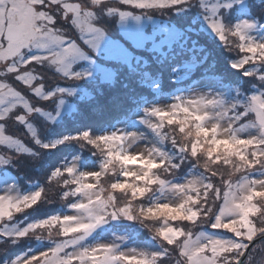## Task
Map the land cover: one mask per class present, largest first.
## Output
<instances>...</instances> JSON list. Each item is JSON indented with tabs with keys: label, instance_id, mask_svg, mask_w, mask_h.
<instances>
[{
	"label": "clouds",
	"instance_id": "1",
	"mask_svg": "<svg viewBox=\"0 0 264 264\" xmlns=\"http://www.w3.org/2000/svg\"><path fill=\"white\" fill-rule=\"evenodd\" d=\"M93 3L94 0H80L82 8ZM65 32L71 36L70 31ZM227 45L226 50L231 53L229 65L234 67L235 62V70L253 77L257 91L246 97L222 99L220 111L204 122L206 128L215 130L212 135L198 134L195 127L172 115L182 102L188 103L183 96L174 103L155 108V113L168 115L146 120L155 139L135 131L127 133L122 145L101 140V134L85 136L81 132L64 136L68 143H75L80 150L95 157L98 167L82 168L75 159L67 163L61 160L55 169L48 170L44 182L34 191L5 192L4 196H10L11 200L0 202L4 206L0 211L7 213L0 222L9 218L13 222L18 215L27 219L25 213L39 206L58 204L63 211L30 221L27 230H21L15 238L0 240V256L19 243L20 238H27L50 244L48 249L53 252H62V264H72L73 257L91 256L98 250L116 257L118 264L126 256L138 257L142 264H193L197 250L202 252L205 247L210 255L212 247L219 249L210 264H238L245 249L248 256L244 257L243 264H264V240L252 243L264 236V115L258 121L251 111L252 99L264 95V45L257 46L262 53L258 60L248 54L251 43L242 45L238 38H229ZM253 65H258L261 71L257 72ZM6 70L7 64L0 63V72ZM33 70L34 66L28 69ZM241 106L244 111L240 110ZM215 139L229 143L218 148L212 143ZM46 141L31 161L45 158L53 147L52 140ZM193 143L197 144L195 152ZM4 155L11 161L19 159L15 154L5 152ZM137 155L145 160H159L153 164L152 180L147 183L143 181L148 174L145 169L125 167L121 158ZM185 164L191 165L192 174L180 178V169ZM228 190L232 196L220 222L237 221L234 227L241 233L239 237L231 229H223L232 233L231 237H220L207 233L205 228L218 222L214 217L223 202V192ZM246 210L248 227L240 223ZM125 221L146 231L158 250L125 247L122 234L113 233L109 240L92 239L101 228ZM200 233L205 235L197 240ZM69 245L71 251H65Z\"/></svg>",
	"mask_w": 264,
	"mask_h": 264
},
{
	"label": "snow or ice",
	"instance_id": "2",
	"mask_svg": "<svg viewBox=\"0 0 264 264\" xmlns=\"http://www.w3.org/2000/svg\"><path fill=\"white\" fill-rule=\"evenodd\" d=\"M8 2L9 0H0V10ZM236 2L242 8L250 7L246 0ZM198 5L189 6L188 0H165L162 5H140L132 3L131 0H119L118 4L111 5L106 0H94L93 5L88 8H82L79 0H37L36 3L29 0L27 4L17 3L18 11L25 17L24 22L10 34H5L0 27V63L7 64V70L0 72V167H6L13 162L4 155L5 152L18 156L16 161L25 157L31 160L32 156L37 155V149L48 143L42 138L35 121L41 116L49 122L53 121L60 114V107L65 105L63 95L75 91L61 87L56 81L61 80L59 77H63L64 81L90 77L92 73L84 68L81 62L94 64L95 57L102 52L106 60L114 63L99 69V80L104 86L102 91L92 89L82 93L80 99L88 105L86 115L99 117L107 111L130 109L137 104L145 87H151L162 76L166 81L168 72H171L177 82L188 80L198 71L212 72L215 64L203 67L208 61L206 53L199 60V53L189 58L188 53L194 49L187 47L188 33L196 32L198 26V35L207 33L215 39L216 35L230 31L224 27V9H231L233 12L239 9L234 7L232 0H221L212 5L211 17L205 15V20L208 21L205 26L200 22V15L202 11L207 10L208 0H198ZM141 6L169 7L175 12L174 20L171 24L163 26L155 24L147 30L142 24V17L133 12L134 8ZM260 6L264 7V0H260ZM33 8L37 11L32 20H29L26 9ZM102 18L116 21L120 26L119 38H112L102 27ZM40 20H43L40 27H36L32 22ZM130 20L134 23L130 24ZM255 26L254 20L243 24L244 28ZM240 27L241 25H236L237 29ZM66 29L71 32L70 37L65 32ZM191 43L195 45L197 41L192 40ZM22 48L26 51L22 52ZM200 52L204 53L205 50L201 48ZM93 53L97 55L94 56ZM33 56L37 59H31ZM36 64L42 72L28 71ZM233 66L235 67V62ZM125 72L131 77L132 86L129 88L128 84H124L117 88ZM45 73L53 74L52 82L46 80ZM205 79L220 82L215 75H206ZM68 109L77 110L72 105H69ZM145 112L148 113L149 110L145 109ZM152 112L155 113L156 109H152ZM83 135H90V131H83ZM51 143L53 147L49 151L57 149L67 141L63 136L52 140ZM4 178L0 176V181ZM9 187L11 189L12 186ZM217 196L220 198L219 192ZM231 196L230 190L223 192V202L218 205V213L214 219L225 214ZM0 199L11 200V197L4 196ZM37 209L38 207L31 212ZM27 227L28 223L14 224L10 218L0 222V240L13 239L21 230L26 231ZM211 228L216 229V223H212ZM204 235L205 233H200L196 239L199 240ZM47 250L33 255L12 256L11 261L8 259V250L0 256V264H42V261L44 264H53V260L59 257H48L45 260L44 254ZM247 256L248 249H245L238 264H243L244 257Z\"/></svg>",
	"mask_w": 264,
	"mask_h": 264
},
{
	"label": "rangeland",
	"instance_id": "3",
	"mask_svg": "<svg viewBox=\"0 0 264 264\" xmlns=\"http://www.w3.org/2000/svg\"><path fill=\"white\" fill-rule=\"evenodd\" d=\"M193 0H188V3H190ZM234 0H232L233 2ZM31 3H36L37 0H30ZM108 4L116 5L119 3V0H106ZM134 4H160L162 5L165 0H131ZM22 3L27 4L29 3V0H9L8 3H6L3 6V9L0 10V27L3 28L5 22H3V18L7 14L16 15L18 14L21 19H25L24 16L20 14L18 11L16 4ZM80 3V0H79ZM256 3V2H254ZM81 5V4H80ZM146 7H139L134 8L133 12L135 14H138L141 16L140 12L141 10L145 9ZM239 9V11L233 12L231 9L230 11L234 14H240L243 13L244 16L240 17L236 21V25H241L240 29L236 30L244 37L249 38V43L252 44V46L263 43L264 42V33L259 31L263 28V23H259L256 18L249 14V12L246 9L248 8H240L239 6L235 7ZM28 19L32 20L33 14L37 11V9H30L27 10ZM153 14L156 16H161L163 19H170L174 20L175 12L173 9L169 7H163L158 6L157 11H153ZM142 17V16H141ZM256 22V26L253 28H244L243 24L244 22ZM35 23L36 27H40V24L43 23V20L40 21H32ZM130 24L134 23V21H129ZM145 19L142 17V24L144 25ZM101 25L102 27L111 34L112 38H119L121 35L120 30L118 29V24L116 21H114L111 18H102L101 19ZM207 26V25H206ZM120 27V26H119ZM210 30V29H209ZM258 38V39H256ZM22 52L26 51L25 48L21 49ZM103 54V52L101 53ZM101 54L95 57V63L90 64L87 61H82L81 65L89 70L91 73L96 71L98 65L100 62L107 65H112L114 62L106 60L104 55L101 57ZM93 55H97L93 53ZM31 59L35 60L37 59L36 56L31 57ZM34 66V70L37 72H42L43 70L40 69L39 65H32ZM46 80L49 82L53 81V74L52 73H45ZM85 81H88V79H85ZM60 83V85H65L69 81L59 80L56 81ZM155 84V83H154ZM153 84V85H154ZM18 87H21L18 85ZM237 91V92H236ZM233 89L227 85H224L221 82H216L214 80H208L202 78L199 82L194 84L191 88L180 91L177 94H174L173 96H162L150 103H147L139 112L134 113L129 119H126L124 121H121L111 127L106 128L104 131H102L100 136L105 141H111L115 144L122 145L124 140L123 138L127 135L128 132H137L141 134L142 136H147L149 139H155V133L149 128L148 124L145 123L146 120H154L157 119L161 115H168V113H153L152 109L159 107L160 105L174 103L177 98H181L183 96H186L188 103H181L179 107L175 110L172 115L175 117L176 120L181 121L182 123H186L187 126H189L190 117L191 120H197L203 130L207 133L215 132V130H209L204 126V122L211 119L216 112L220 111L221 103H217V101H221L222 99H226L229 96L233 97H239L241 90ZM234 92V93H233ZM253 93V92H252ZM251 94V93H250ZM241 105H243V100H241ZM145 109H148L149 112L146 113ZM203 109V111L201 110ZM251 111L255 114L257 117V120L261 118L262 115H264V97L261 95H258V98L252 99V107ZM190 116V117H189ZM38 123V127L40 129L41 135L43 136H52L53 131L51 129L52 125L47 124L48 122L43 119V117H39L36 121ZM171 122V121H170ZM247 127V125H245ZM14 130V129H13ZM183 127H181V131H183ZM78 135V134H77ZM212 135V134H211ZM55 139V136L52 140ZM221 140L215 139L214 142L218 144V142ZM140 142H145L141 140ZM64 145V144H63ZM59 145V146H63ZM58 146V147H59ZM55 152V151H53ZM67 153V152H66ZM48 155V153L46 154ZM50 158L52 157V153H50ZM124 161L125 167H140L145 169L147 175L143 177V181L145 183L152 180L150 172L152 169V166L154 163H159V160L152 161L151 159L145 160L141 156H128V157H121ZM73 159L76 160L78 165L82 168H88V169H95L98 167L97 159L92 158L91 156H85L82 153L78 152L77 154L73 155L71 158H69L67 162H71ZM62 160H64L62 158ZM50 161H47L46 157L43 160H40L38 162H33L29 160L28 158H22L20 161H13L12 164L7 165L6 167H0V176L5 177L3 181H0V198L4 197L5 192H19L22 194L29 193L31 191H34L39 185H41L44 182V172L45 167L48 165ZM54 163V162H53ZM52 163V164H53ZM59 163V162H58ZM57 163V164H58ZM18 165V167L14 166ZM10 173L11 178L3 175L6 174V172ZM192 171L186 173L185 175H191ZM257 175H260V173H257ZM155 182V181H153ZM9 186H12L11 189ZM166 190V189H165ZM5 199H0V202L4 201ZM49 206V205H48ZM3 204L0 203V208H3ZM8 207H11V201H9ZM42 206H39L36 211H40L43 208H40ZM40 208V209H39ZM35 211V212H36ZM32 213L31 211L28 213ZM7 215L6 212L0 211V218ZM248 215V210L244 212V214L241 216L242 222L240 223L244 227H248L246 223V217ZM23 215H18L15 219V221L11 222L14 224H17L16 222L19 221V223H27V219L21 218ZM218 222L216 223V229L213 228H206L207 233H212L220 237H231V233H227L223 229H231L235 231L236 236H240L241 233L237 231L234 227V225L237 223V221H232L231 223H222L221 216L217 217ZM104 230H101V234L95 239H103V240H109L112 238V234H122L126 240L125 247L128 246H135L137 248H145L150 250H158V245L155 243L154 240L151 238H144L145 235L148 233L146 231H142L138 229L136 226L129 224L128 222H112L111 224L101 228ZM107 229V230H105ZM83 230V229H81ZM174 235H178V233H174ZM24 241V244H27L29 239L22 238L19 243H17L14 246L19 245L21 242ZM29 247L20 253H18L15 256L20 255H33L37 252L44 251L45 249H48L50 247V244L48 243H37L34 240L29 241ZM13 246V247H14ZM13 247L9 248L12 249ZM237 247H240V245H237ZM216 247L211 248V255L209 254V250L207 247L201 252L200 250H197L196 254V260L193 262V264H210V261L212 260V257L215 255V253L218 251ZM65 251H71V245H69ZM45 260L48 257H59V259H54L53 264H62L63 253L62 252H53L52 250L48 249L45 254ZM42 264L44 262L42 261ZM72 264H118L117 258L112 256L110 253H105L102 250H98L91 256H85L83 258L81 257H73L72 258ZM122 264H142V261L140 258L135 256H126L122 258Z\"/></svg>",
	"mask_w": 264,
	"mask_h": 264
},
{
	"label": "trees",
	"instance_id": "4",
	"mask_svg": "<svg viewBox=\"0 0 264 264\" xmlns=\"http://www.w3.org/2000/svg\"><path fill=\"white\" fill-rule=\"evenodd\" d=\"M219 2H221V0H208L207 10L202 11L200 15V22L205 24V26L208 24V21L205 20V15L211 17L212 5H215ZM246 3L250 5V9H246L249 12V14H252L259 23L261 24L264 23V7L260 6V0H246ZM188 5L193 7H198L199 6L198 0H193L190 3H188ZM233 5L234 7L239 6L240 8H242L241 5L236 2V0L233 1ZM157 10H158V6L146 7L140 13L141 16L145 19L144 26L147 30H150L155 24H159L163 26L165 24H171L173 22L170 19L165 20L161 16L154 15L153 11H157ZM242 15L243 13L234 14L230 11V9L225 8L223 12V16L225 17L224 27L229 29L230 31H224L222 35H216L215 39H213L207 33H200L198 35L197 34L199 32L198 26L196 32L188 33L189 42L187 47L190 49H194V51H190L188 53L189 58L192 55H196L197 53H199V55H197V59L199 60L201 56H203L206 53L208 55V61L203 65V67L207 68L210 65L215 64V68L212 72L210 73H204L203 71L195 72L188 80L183 82H177L174 76H172L171 72H168L166 73L167 76L166 81H165V77L162 76L158 78V82L155 84V86L152 85L151 87H145L137 104L133 105L128 110L107 111L103 116H99V117L93 115H86V113L88 112V105L83 103L80 97L85 90H92V89H95L96 91L103 90L104 86L101 84L99 80V69L103 67H108L110 66L109 64L105 65L102 62H100L96 71H94L90 77H86L80 80H70L65 85H60L63 88L74 89L75 91L72 94L65 93L63 95L65 105L60 107V114L56 116V118L53 121L49 122L43 117V119L48 122L47 124L52 125L51 129L54 130L53 135L50 137L44 136V140H52L54 136L55 139L67 135L74 136L85 130H89L90 134H100L106 127L113 126L116 122L129 118L135 111H138L147 102L161 95L170 94L181 88H186L206 75H215L224 85H227L235 89V91L236 89L241 90L240 93L241 97H246L250 95V93L257 91V89L253 87L255 83L254 78L244 76L241 72L235 70L234 67H231L228 62V58L231 57V53H229L226 50L228 47L227 40L229 38L232 39L238 38L242 45H246L245 43L247 39L243 38L239 33L235 34V36L232 35L233 33H237V30L235 28V22L239 18V16ZM216 18L218 19L219 17L217 16ZM118 29L120 30L119 25H118ZM208 31L210 33L211 29ZM192 40H196L197 43L193 45L191 43ZM258 45H264V43H259L248 48V54L249 56L252 57L253 60H258V58L262 55L260 49L257 47ZM201 48L205 50L204 53L200 52ZM103 55L104 54H101V57H103ZM253 67H255L257 72L261 71V68L258 65H253ZM85 79H88V81H85ZM124 84H128L129 88L132 86V79L127 74V72H125L121 76L117 88H121L122 85ZM122 90L127 91V89H122ZM262 96L264 97V95ZM69 105L74 106V108L77 110L69 111L68 109ZM240 110L244 111V108L241 106ZM36 124L38 125V123ZM189 127H195L197 133L202 134L205 137H209L211 134H213V132L211 133L205 132L201 127L200 123L197 120H191V117L189 121ZM100 139L103 140L101 136ZM212 143L217 145V147L219 148V146L225 145L229 142L221 140L217 144L216 142H214V140H212ZM196 147L197 144L193 143L192 145L193 152H195ZM76 152L77 153L80 152L85 156H91L92 158H95L87 151L80 150L78 145H76L75 143L67 142L63 146H59L57 149L50 150L48 152V155L52 153L51 158L48 155L45 156L47 161L50 162L45 167L46 172H44V176L47 175L48 170L52 169L53 167H56L58 161L62 157L68 154H74ZM190 171H193L191 169V165L185 164L180 169V173H181L180 178L185 176V174ZM3 175H6L10 178L12 177L10 176V173L8 171L6 172V174ZM253 175H257V173H253ZM60 207L61 206L58 204L42 206L40 207L43 208L42 210L27 214V217H29L28 219H33L36 217V215H38V217L41 218L56 212V210L60 209ZM21 218L25 219L24 216H21ZM240 221L242 222V220ZM101 230L104 229L98 230L96 234L97 236L101 234L102 232ZM144 238H149V235L148 234L145 235ZM22 244H24V241L9 250L10 251L9 258L14 256V254L18 252L22 248V246H24Z\"/></svg>",
	"mask_w": 264,
	"mask_h": 264
},
{
	"label": "flooded vegetation",
	"instance_id": "5",
	"mask_svg": "<svg viewBox=\"0 0 264 264\" xmlns=\"http://www.w3.org/2000/svg\"><path fill=\"white\" fill-rule=\"evenodd\" d=\"M19 15H11V14H7L4 18H3V22L7 21V23H14V24H19L24 22L23 19L18 18Z\"/></svg>",
	"mask_w": 264,
	"mask_h": 264
},
{
	"label": "water",
	"instance_id": "6",
	"mask_svg": "<svg viewBox=\"0 0 264 264\" xmlns=\"http://www.w3.org/2000/svg\"><path fill=\"white\" fill-rule=\"evenodd\" d=\"M17 26H15V25H13V24H8V25H6V27H5V30H4V32H5V34H10L11 33V31L13 30V29H15ZM260 240H264V236H260V237H257L256 239H254L253 241H252V243L253 244H256L258 241H260ZM251 250V245L249 246V251Z\"/></svg>",
	"mask_w": 264,
	"mask_h": 264
}]
</instances>
